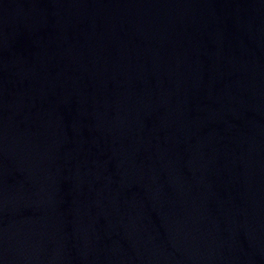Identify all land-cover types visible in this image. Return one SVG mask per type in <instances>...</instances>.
<instances>
[{
	"label": "water",
	"instance_id": "95a60500",
	"mask_svg": "<svg viewBox=\"0 0 264 264\" xmlns=\"http://www.w3.org/2000/svg\"><path fill=\"white\" fill-rule=\"evenodd\" d=\"M0 264H264V0H0Z\"/></svg>",
	"mask_w": 264,
	"mask_h": 264
}]
</instances>
